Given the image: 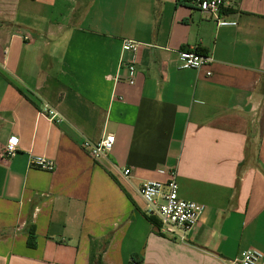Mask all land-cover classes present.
<instances>
[{
  "label": "crops",
  "instance_id": "crops-1",
  "mask_svg": "<svg viewBox=\"0 0 264 264\" xmlns=\"http://www.w3.org/2000/svg\"><path fill=\"white\" fill-rule=\"evenodd\" d=\"M225 17L238 25L179 0H0V264H89L92 240L108 243L104 264L264 254V0ZM126 40L142 44L138 55ZM197 48L211 62L178 69ZM45 104L64 120L40 115ZM109 134L113 150L95 161L83 143ZM171 173L179 196L205 207L175 238L140 194Z\"/></svg>",
  "mask_w": 264,
  "mask_h": 264
},
{
  "label": "built area",
  "instance_id": "built-area-1",
  "mask_svg": "<svg viewBox=\"0 0 264 264\" xmlns=\"http://www.w3.org/2000/svg\"><path fill=\"white\" fill-rule=\"evenodd\" d=\"M240 0H192L191 6L202 13L209 14L216 17L217 25L220 27H235L238 25L236 20L225 19L230 10L238 9ZM29 40L30 37H25ZM142 44L126 40L123 42V51L138 55L141 51ZM211 62L208 55H202L195 50L184 52L181 55L178 69H194L200 71ZM129 70V77L127 82L129 84L135 83V74L137 71L135 63L126 65ZM210 76L211 73H208ZM40 115L46 117L49 121L62 122L64 119L60 113L53 109L50 105H43L40 108ZM116 142V136L109 134L106 138L94 142L85 140L83 143L84 150L95 160L99 161L107 154H109ZM18 143L16 138H12L5 148V155L8 158H13L18 154ZM31 166L52 172L56 165L54 161L40 156H31ZM125 176L131 174V170L124 171ZM140 194L145 201L147 208L146 214L148 217L155 218L160 224V233L172 238L176 237V230H181L184 235L193 231L200 222L201 215L205 207L196 202L187 201L179 196V185L177 182L176 173H171V180L169 183H162L158 181H147L141 189ZM186 238H181L184 241ZM264 259V254L256 249H248L242 252L239 262L241 264H261Z\"/></svg>",
  "mask_w": 264,
  "mask_h": 264
},
{
  "label": "trees",
  "instance_id": "trees-1",
  "mask_svg": "<svg viewBox=\"0 0 264 264\" xmlns=\"http://www.w3.org/2000/svg\"><path fill=\"white\" fill-rule=\"evenodd\" d=\"M179 2L184 5H190L192 0H179ZM195 51L202 55L208 54V51L206 49L197 48ZM150 220L158 229H160V224L155 218L150 217ZM32 236H33V233H32ZM107 245H108L107 242L101 243L98 240L91 241V254H90L89 264H104L103 256H104V253L106 252ZM132 262L134 264H137V263L141 264L139 263V259H137L136 257L133 259Z\"/></svg>",
  "mask_w": 264,
  "mask_h": 264
}]
</instances>
